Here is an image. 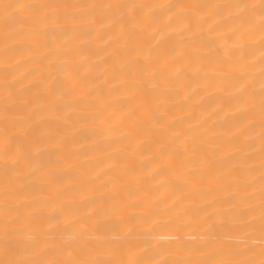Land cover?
<instances>
[{"label": "snow or ice", "instance_id": "6c2138e0", "mask_svg": "<svg viewBox=\"0 0 264 264\" xmlns=\"http://www.w3.org/2000/svg\"><path fill=\"white\" fill-rule=\"evenodd\" d=\"M0 21L7 29L4 39L11 41L4 55L28 53L27 63L47 61V89L57 101L47 110L61 111V102L69 106L99 102L86 100L92 92L83 91L88 88L84 71L97 65L86 62L83 47L70 46L74 38L82 44L104 41V50L111 49L113 79L129 94L124 117L97 133L102 138L115 134L108 147L116 142L127 150L112 153L109 158L115 163L104 173L94 178L80 174L85 185L107 176L97 186L104 191L94 190L84 214L71 200L63 199L72 191L65 180L72 177L75 166L68 162L80 154L66 150L65 145L79 132L65 127V135H60L51 130V123L45 122V130L39 120L11 118L10 109H4L0 116V264H264V0H0ZM69 32L71 38L57 45ZM73 56L80 59L73 61ZM122 57H127L124 63ZM196 63L249 70L259 66L258 94L252 71L229 77L236 93L228 99L241 107L235 120L237 133L225 143L215 142L221 139L216 136L205 145L190 143L178 133L167 134L166 101L190 86L189 70L199 75ZM8 69L3 65L5 76ZM3 83L11 87L9 80ZM34 115L38 113L32 110L30 117ZM256 117L261 129V171L245 186L257 181L260 185L259 239L254 230L242 237L233 235L229 221L236 217L229 215L230 209L217 207L225 201L215 197L196 209L204 213L200 222L206 225L199 237L181 239L179 233L191 223L184 221L192 207L177 201L160 208L162 200H151L148 191L168 187L166 180L157 181V177L169 175L183 180L184 187H190L197 176L195 182L204 185L207 177L202 173L238 155L242 140L246 147H254L255 138L249 133L254 132ZM157 134L160 142L152 139ZM229 146L232 151H227ZM208 153L215 159H209ZM28 177L41 181L29 186L33 193L46 188L54 195L23 199L21 182ZM232 187L230 182L222 190ZM197 191L202 198L210 194L203 188ZM174 210V220L163 225L154 219L171 217ZM254 226L255 218L244 225ZM158 230L177 235L165 236ZM174 253L187 255L178 258Z\"/></svg>", "mask_w": 264, "mask_h": 264}, {"label": "bare ground", "instance_id": "6f19581e", "mask_svg": "<svg viewBox=\"0 0 264 264\" xmlns=\"http://www.w3.org/2000/svg\"><path fill=\"white\" fill-rule=\"evenodd\" d=\"M68 3L83 2V0H66ZM87 2H98V0H87ZM188 2V0H182ZM226 2V0H225ZM5 28L2 21H0V116H3L4 109H10L8 112L11 118H23L25 120L35 119L40 121L39 127L47 130V123L53 124L52 131L60 135H65V127L71 128L73 132L78 131L75 140H71L65 145L66 150L76 151L80 153L75 160L68 163L74 165L73 175L71 178H66L65 184L71 186L70 195L63 197L65 200H71L74 207H78L82 214L89 211L86 207L88 199L93 196L94 190L103 192L104 189H97V186L102 180L107 179V176L101 175L100 180H93L90 185H85L84 179L81 177L94 178L97 173H104L110 164L115 163L109 156L117 150H127V146L112 142L111 147L108 143L115 139V134L111 138H102L97 133L107 128L110 124L115 123L116 120L121 119L128 112L127 101L129 94L123 90L119 81L113 79L111 71V60L109 59V52L111 49H105L104 41L101 39H93L92 41L82 44L79 38H74L71 47H83L85 55L87 56L88 64L97 65L96 69L85 70L84 75L88 81V88L83 91L87 92L89 89L92 92L91 96H87L86 100L99 101L95 105L89 106L88 103L72 104L61 102V111L53 112L49 109L52 104L56 103V98L49 94L47 89V75L46 60H35L32 63L25 62V57L28 53L23 55L19 53L3 54V49L6 44L11 41L4 39ZM71 38V32L67 36L62 37L57 41V45L62 44L63 40ZM258 39V34L257 37ZM223 44L222 41L218 42ZM88 49H91L89 52ZM37 52H43L44 49H38ZM257 55L259 53L257 52ZM73 61L80 59L78 56L71 57ZM127 57L121 58V63L126 61ZM19 61V66H17ZM8 65V73L5 76L3 65ZM196 68H199V75L194 70L187 72V80L190 86L185 88L179 94L173 93L167 99V119L166 128L167 134L172 135L178 133L181 139L187 138L190 143H204L208 145L213 143L210 137L216 136L221 139L219 143L227 142L235 133L237 127L235 120L237 117V109L241 106L235 101H229L228 97L236 93V89L231 86L229 77L238 78L248 71H252L256 80V91H259V66L255 69L249 70L245 67L230 66L228 64L217 63H196ZM106 69H108L106 71ZM31 73V75H28ZM223 77V78H222ZM4 79L11 82V87L4 86ZM242 83H250V81H241ZM193 89H197L193 92ZM11 93V95H9ZM187 95V99L185 96ZM258 99V95H257ZM26 105V107H24ZM111 105V107H106ZM121 105L125 107L121 108ZM35 110L38 115L30 117V112ZM114 117L113 118H110ZM87 121L85 123L84 121ZM256 126L254 132L249 135L255 138V145L248 148L240 144V151L238 155L231 160H226L224 163H215L214 167L202 173L207 177L204 185H199L195 181L199 177L193 178V183L190 187H184V181L178 179L174 175L167 177H157L166 180L168 187L156 190L154 187L148 191V196L151 200L161 199L160 208H165L179 201L182 206H190L193 209L191 215L185 217V223L191 221L188 227L184 228L180 233L181 239L190 240L192 237H199L201 230L206 225L200 222L203 212L197 213L196 209L202 207L205 200H212L214 197L224 200L225 203L217 205V207L230 209L229 215L235 216V220L229 221V226L233 228V235L242 237L244 232L255 231V238L258 240L260 235L259 230V191L260 185L257 181L251 186L246 187V183L250 182L253 177L260 175L261 158L259 155V117H256ZM2 127V125H0ZM71 137V133H67ZM203 137V140H197V137ZM87 137V138H86ZM144 139V137H140ZM152 139L160 142L159 134L153 136ZM104 148L105 151H100ZM232 146H229L227 151H232ZM251 156V158H249ZM209 159H215L211 153H208ZM195 167V166H194ZM236 170V171H234ZM114 174V173H113ZM157 181H153L155 185ZM40 179L28 177L21 182L24 191L21 196L26 201H30L33 196H52L53 192L46 188L37 189L35 193L30 190V185L33 183L39 184ZM233 187L222 190L229 183ZM3 187V176H0V189ZM205 189L208 193L201 196L197 189ZM255 208V211L248 213V208ZM27 209H22V213ZM47 209H45V212ZM210 212L211 209H208ZM175 210L170 217L169 215H161L154 217L161 225L170 219L174 220ZM255 218V226L253 228H245ZM143 229V226H141ZM162 235H177L175 232L164 231L159 232ZM154 243V241H152ZM167 255V253H166ZM178 258L187 255L186 253H174Z\"/></svg>", "mask_w": 264, "mask_h": 264}]
</instances>
